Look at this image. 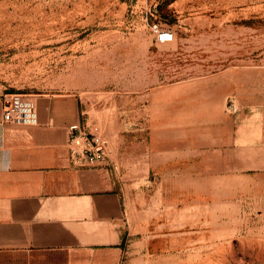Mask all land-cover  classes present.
<instances>
[{
	"label": "rangeland",
	"instance_id": "1",
	"mask_svg": "<svg viewBox=\"0 0 264 264\" xmlns=\"http://www.w3.org/2000/svg\"><path fill=\"white\" fill-rule=\"evenodd\" d=\"M0 94L75 103L118 264H264V0H0Z\"/></svg>",
	"mask_w": 264,
	"mask_h": 264
},
{
	"label": "crops",
	"instance_id": "2",
	"mask_svg": "<svg viewBox=\"0 0 264 264\" xmlns=\"http://www.w3.org/2000/svg\"><path fill=\"white\" fill-rule=\"evenodd\" d=\"M30 115L6 122V104ZM68 99L16 103L0 94V264H118L124 207L102 161L73 163Z\"/></svg>",
	"mask_w": 264,
	"mask_h": 264
},
{
	"label": "built area",
	"instance_id": "3",
	"mask_svg": "<svg viewBox=\"0 0 264 264\" xmlns=\"http://www.w3.org/2000/svg\"><path fill=\"white\" fill-rule=\"evenodd\" d=\"M156 44L169 43L174 41V33L168 29L161 28L159 25H154ZM4 112V120L6 122H16L28 118L29 111L24 107L17 106L11 101L6 104ZM69 149L73 163L84 165L86 162L99 161L101 159L100 147L97 145V140L93 137L90 139L81 132L77 125L70 127L69 133Z\"/></svg>",
	"mask_w": 264,
	"mask_h": 264
}]
</instances>
